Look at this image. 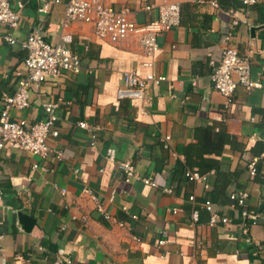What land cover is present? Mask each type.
Masks as SVG:
<instances>
[{"label":"crops","instance_id":"1","mask_svg":"<svg viewBox=\"0 0 264 264\" xmlns=\"http://www.w3.org/2000/svg\"><path fill=\"white\" fill-rule=\"evenodd\" d=\"M18 2L23 3L18 27L0 24V33L17 39L0 42V111L3 94H15L27 72L22 40L35 28L53 43L62 33L63 3L41 13L40 0H11L13 6ZM167 2L181 5V24L159 35L154 71L167 79L152 84L146 100L117 97L123 72L143 70L139 38L115 44L98 37L94 24L77 21L67 31L81 71L33 86L30 106L11 109L13 116L34 122L45 117V102H69L56 109L60 134L49 139L62 150V159L12 145L0 150L1 246L14 264H53L61 257L74 264H264V0L251 5L218 0L217 7L209 0H107L116 8L129 7L140 23L158 16L157 7ZM147 5L155 7L147 10ZM227 45L250 58L251 77L263 87L239 85L228 107L211 80V60ZM81 120L89 127H79ZM206 126L214 132L224 127L229 137L222 154L210 156L219 164L205 180H189L183 149L196 142L195 129ZM257 157V174L251 176L248 164ZM125 160L158 185L127 182L120 168ZM34 162L46 169L33 168ZM220 173L231 178L227 190L217 186ZM86 188L112 220L103 218ZM240 190L248 192L246 207L257 213L255 223L245 220L247 233L240 208L229 198ZM207 196L228 223L209 222L210 213L201 206ZM193 208L200 211L198 223L191 220ZM20 212L34 218L30 230L20 222Z\"/></svg>","mask_w":264,"mask_h":264},{"label":"built area","instance_id":"2","mask_svg":"<svg viewBox=\"0 0 264 264\" xmlns=\"http://www.w3.org/2000/svg\"><path fill=\"white\" fill-rule=\"evenodd\" d=\"M42 2L39 12L47 13L56 4L63 3V16L61 19L62 33L60 41L53 43L47 41L39 28H35L21 42L22 48L26 50L24 64L27 72L18 82L15 94H3L4 107L0 111V150L7 146H16L21 150L46 158L54 154L58 159H62L63 152L51 146L49 139L57 137L60 134L59 128L55 122V111L67 101L59 100L57 102H45V117L31 122L25 117L13 116L10 111L23 110L30 106V89L33 86H39L43 82L57 81L65 78L71 73H79L82 69L81 57L78 52L73 50L69 44L73 37L68 33L69 26L77 21L94 24L95 34L112 43L118 44L127 37L136 36L139 38L145 59L142 61L143 70L126 69L123 72L122 86L117 90V97L136 100H146L147 92L152 84H159L166 80L167 76L156 74L154 71L156 54L160 50L159 35L181 24V5L178 2H167L160 4L158 16L147 21L137 22L131 17L129 7L116 8L107 3V0H40ZM244 4L251 5L258 0H242ZM212 6H218V0H209ZM22 2L13 6L11 0H0V24L9 28H17L21 19L20 9ZM155 5H147V10H152ZM7 41L15 43L16 37L10 32L0 33V42ZM213 71L211 80L214 88L224 96L225 105L228 107L233 102V96L239 85L247 89L263 88L259 81L251 77V63L248 56L239 53L235 46L227 45L222 50L218 60H211ZM264 91V88H263ZM81 128H88V123L84 120L78 122ZM91 144L96 143L97 136L92 133ZM170 135L164 137V146L169 147ZM264 157V153L261 158ZM112 158V157H109ZM260 157L253 158L248 164V170L251 176L257 174V163ZM42 167L38 162L33 163V168ZM120 168L124 173L125 180L130 182L132 179H140L146 185L157 186V182L149 177L138 173L135 165L128 160L120 162ZM206 174H201L198 169H187L186 177L193 181L205 180ZM95 202L96 209L106 220H112L113 215L102 204L100 198L91 188L84 190ZM65 193L66 190L62 189ZM167 192H172L167 189ZM233 206L239 207L240 215L244 222L251 220V223L257 221V213L246 207L248 192L246 190L233 191L229 194ZM190 200L194 201L195 196L191 195ZM4 202V190L1 186L0 178V206ZM202 208L210 213V223L217 221L228 223L229 218L222 216L215 208L211 197H205L201 204ZM177 209H175L176 211ZM193 223L200 221V211L193 208L191 212ZM123 225V223H119ZM244 231L247 233L249 225L243 223ZM3 234L0 232V264H14L3 252L1 241ZM165 239L159 243L164 244ZM53 264H74L69 257L58 258Z\"/></svg>","mask_w":264,"mask_h":264},{"label":"trees","instance_id":"3","mask_svg":"<svg viewBox=\"0 0 264 264\" xmlns=\"http://www.w3.org/2000/svg\"><path fill=\"white\" fill-rule=\"evenodd\" d=\"M195 131L196 142L186 145L183 149V153L186 157L185 166L190 169L197 167L201 174H205L219 164V160L217 158L210 156L222 154L229 134L224 127L220 128L218 132H214V128L212 126L197 127ZM230 183L231 178L220 173L217 185L218 188L227 190ZM221 192L223 194L225 191ZM217 194H219V191Z\"/></svg>","mask_w":264,"mask_h":264},{"label":"water","instance_id":"4","mask_svg":"<svg viewBox=\"0 0 264 264\" xmlns=\"http://www.w3.org/2000/svg\"><path fill=\"white\" fill-rule=\"evenodd\" d=\"M20 222L24 224L25 230H30L34 224V218L30 215H27L23 212L19 213Z\"/></svg>","mask_w":264,"mask_h":264}]
</instances>
